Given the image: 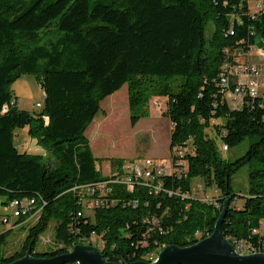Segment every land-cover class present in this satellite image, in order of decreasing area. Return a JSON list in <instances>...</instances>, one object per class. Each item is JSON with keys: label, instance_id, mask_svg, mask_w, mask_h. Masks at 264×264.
Returning a JSON list of instances; mask_svg holds the SVG:
<instances>
[{"label": "trees", "instance_id": "16d2710c", "mask_svg": "<svg viewBox=\"0 0 264 264\" xmlns=\"http://www.w3.org/2000/svg\"><path fill=\"white\" fill-rule=\"evenodd\" d=\"M250 1L0 0V197L5 205L35 198L36 209L41 208L12 255L3 252L11 229L0 228V264L28 249L37 257L66 253L95 234L102 239L97 247L105 260L147 261L148 252L155 251L157 258L165 246L185 247L209 236L227 200L226 236L253 245L264 241V95L247 97L234 108L220 78L225 62L235 63L234 54H249L258 38L264 41V0H255L262 1L255 11ZM52 27L56 37L42 43V33ZM25 74L36 75L45 92L40 112L21 109L10 90ZM125 84L133 126L150 116L152 98H167L163 114L172 127L171 156L185 146L187 167L162 176L159 192L146 185L133 190L116 185L106 205L79 216L83 205L72 188L107 178L85 132L101 101ZM115 111L116 116L121 112L118 106ZM26 127L55 164L19 149L15 131ZM212 127L228 149L249 138L246 152L224 159L207 132ZM246 165L248 196L238 206L232 179ZM195 177L216 188L214 202L191 197ZM132 200L137 206L129 204ZM154 217L159 224L146 222ZM17 221L25 223L27 216ZM52 221L62 245L37 251Z\"/></svg>", "mask_w": 264, "mask_h": 264}, {"label": "rangeland", "instance_id": "374dc122", "mask_svg": "<svg viewBox=\"0 0 264 264\" xmlns=\"http://www.w3.org/2000/svg\"><path fill=\"white\" fill-rule=\"evenodd\" d=\"M251 10H257L255 0H251ZM215 25L212 22L208 25V34L214 31ZM57 31L54 27L46 33H42V43H47L49 39L56 37ZM249 61L261 68L264 77V41L257 39L252 47ZM10 90L18 98V105L21 109L31 112H40L44 106L45 92L40 85L36 75H22L10 85ZM264 93V88L260 89ZM167 98L154 97L149 103L150 116L142 118L133 126L130 121V110L128 103V87L125 84L121 89L101 101V110L91 124L88 126L85 135L90 141L93 154L99 158L98 166L104 175H108L111 170L108 167L114 164L117 159H122V164H129L133 161L143 164L144 159L170 161V138L171 122L169 117L163 113L167 109ZM115 106L120 108L119 115L116 116ZM115 117L118 122H114ZM207 132L214 137L219 147L222 157L233 161L243 155L250 145V139H246L241 145L224 150L222 139L219 138L215 128H208ZM15 143L21 151H26L33 155H42L44 161L55 164V159L47 147L37 142V139L29 135L28 127L17 128L15 131ZM113 168V167H112ZM249 170L246 165L238 171L232 179V186L238 195L236 205H242L245 197L248 196L249 189ZM193 190L196 191L195 197L205 200L207 198H217L216 188H206L200 177L192 180ZM204 189V190H200ZM0 197V228L11 229L7 242L3 247L5 255L9 256L20 250L27 235L28 228L38 219L37 217L19 224V219L13 215V208L5 206ZM87 213V212H86ZM90 213V212H89ZM4 217H9L8 223H3ZM261 231L264 233V222ZM55 222L52 221L49 228L40 236L37 243V251L55 249L62 244L58 243L54 237ZM97 246L98 242H93ZM99 245V244H98ZM158 257V255H157Z\"/></svg>", "mask_w": 264, "mask_h": 264}, {"label": "built area", "instance_id": "2783aa9c", "mask_svg": "<svg viewBox=\"0 0 264 264\" xmlns=\"http://www.w3.org/2000/svg\"><path fill=\"white\" fill-rule=\"evenodd\" d=\"M256 4L257 10H259L262 7V1H257ZM230 33L233 34L234 31L231 30ZM234 55L235 63L225 62L220 78L223 90H225L226 93L227 101L232 107L240 108L247 97L255 98L261 95L260 89L262 87L264 88V77L261 68L249 61L248 56L250 53L244 54L243 52H238ZM38 106L42 107L43 105L38 104ZM222 148L227 150L228 146L223 144ZM185 152V146L177 147L175 149V157L171 156L168 163L163 160L148 158L143 160V164L133 161L129 164L123 163L118 166H110L108 169L111 170V172L108 175L103 174L107 177L106 179L73 187L72 190L78 193L83 205V209L78 212V215L92 214L96 208L106 205L108 203V197L113 193V188L116 185L124 186L127 190H133L135 185L151 186L156 192L163 190L164 185L160 180L162 176L175 172L180 173L187 167V161L184 158ZM101 168L98 166L100 171ZM169 193L173 194L172 191H169ZM195 193L196 191L193 190L191 197H195ZM183 197L187 196L184 195ZM214 200L215 199L207 198L204 201L214 202ZM129 204L137 206L138 201L132 200ZM5 206L13 208V215L15 217L27 216V221L34 217L38 219L41 212V208L36 209L37 201L35 198L14 199ZM8 222L9 217H4L3 223ZM146 222L159 224V220L155 217L146 219ZM259 232L260 230L257 229V234ZM200 234L201 233L197 231L196 237H199ZM231 239L236 243V251L241 254H250L255 250H264V241L259 242L258 245H253L245 240ZM93 242L102 244V239L95 234V237H87L84 243L85 245L94 246ZM145 256L148 259L147 261L153 262L157 260V258H155V251L148 252Z\"/></svg>", "mask_w": 264, "mask_h": 264}, {"label": "water", "instance_id": "95a60500", "mask_svg": "<svg viewBox=\"0 0 264 264\" xmlns=\"http://www.w3.org/2000/svg\"><path fill=\"white\" fill-rule=\"evenodd\" d=\"M229 200L224 207L214 227V231L198 242L181 247L165 246L157 257L150 262L144 260L131 261L125 264H264V252L241 254L227 238L223 222L226 216ZM121 264L104 259L99 248L93 245L77 244L70 251L55 256H34L31 249L26 254L7 264Z\"/></svg>", "mask_w": 264, "mask_h": 264}, {"label": "bare ground", "instance_id": "6f19581e", "mask_svg": "<svg viewBox=\"0 0 264 264\" xmlns=\"http://www.w3.org/2000/svg\"><path fill=\"white\" fill-rule=\"evenodd\" d=\"M228 238V237H227ZM229 239V238H228ZM230 240V239H229ZM231 241V240H230ZM232 242V241H231ZM233 244H234V246H235V248H236V243L235 242H232ZM259 252H264V251H254V252H252V253H259ZM159 255V254H158Z\"/></svg>", "mask_w": 264, "mask_h": 264}, {"label": "crops", "instance_id": "0c3cea01", "mask_svg": "<svg viewBox=\"0 0 264 264\" xmlns=\"http://www.w3.org/2000/svg\"><path fill=\"white\" fill-rule=\"evenodd\" d=\"M264 94V93H263ZM238 206H240V205H238ZM16 225H19V224H16Z\"/></svg>", "mask_w": 264, "mask_h": 264}]
</instances>
